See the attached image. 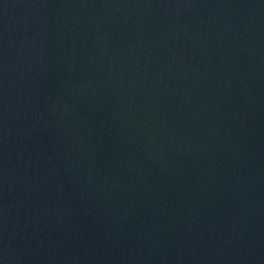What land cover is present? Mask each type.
<instances>
[{
  "label": "water",
  "instance_id": "obj_1",
  "mask_svg": "<svg viewBox=\"0 0 264 264\" xmlns=\"http://www.w3.org/2000/svg\"><path fill=\"white\" fill-rule=\"evenodd\" d=\"M0 264H264V0H0Z\"/></svg>",
  "mask_w": 264,
  "mask_h": 264
}]
</instances>
